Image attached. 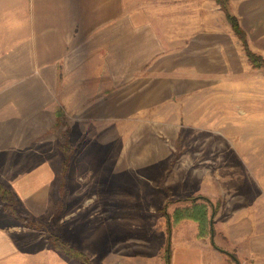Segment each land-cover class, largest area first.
<instances>
[{
  "label": "crops",
  "instance_id": "crops-1",
  "mask_svg": "<svg viewBox=\"0 0 264 264\" xmlns=\"http://www.w3.org/2000/svg\"><path fill=\"white\" fill-rule=\"evenodd\" d=\"M230 7L251 46L264 52V0H230ZM237 43L216 0H0V182L22 207L46 215L48 200L57 196L64 131L73 147L70 164H98L104 149L118 156L123 147H139L136 163L160 170L152 179L143 174L133 194L151 199L156 190L168 191L183 180L177 181V163L169 169L163 137L176 133L184 117L200 116L204 103L231 97L219 91L242 72ZM128 133L144 141L118 142ZM207 162L192 168V182L201 187L173 184L175 192L187 189L175 196L222 199L223 218L213 222L225 232L219 245L235 254L233 264H264V174L253 175L246 165L237 180L229 154ZM128 220L130 229L150 228L143 217ZM24 230L0 202V264L67 260ZM191 245L190 255L183 253L190 246L180 245L174 257L205 264L204 250ZM212 254L221 258L218 250Z\"/></svg>",
  "mask_w": 264,
  "mask_h": 264
},
{
  "label": "rangeland",
  "instance_id": "rangeland-1",
  "mask_svg": "<svg viewBox=\"0 0 264 264\" xmlns=\"http://www.w3.org/2000/svg\"><path fill=\"white\" fill-rule=\"evenodd\" d=\"M216 2L225 12L233 37L238 41L240 63H243L242 72L239 73L237 80H234L233 86L222 87L219 91L232 93L230 98L227 97L226 101L218 100L214 105L209 103V107H207L208 103H204L205 108L200 111V116L184 117L181 128H177L176 133L163 137L170 149L167 156H164L171 160L169 169H174L173 164L177 163L179 176L177 181L183 180L182 182H173L169 184L171 186L168 189L163 179V187L168 191L156 190L153 194L155 196L151 199L134 195L133 192L138 188L137 183L142 185L145 180L142 179L143 174L146 173L147 178L152 179L160 170V167L141 166L136 163L135 152L143 150L139 147L136 148L138 150L123 147L119 149L118 156L114 155L111 149H104L98 164L78 166L70 164L69 161L68 168L71 173L68 182L70 183L66 196L62 198L60 204L58 185L63 183V179L66 183L68 171L67 168L65 176L61 174L62 161L55 181L54 193L57 192V196L48 200L46 215H39L29 208L22 207L13 189L0 182V185L12 190L18 210L30 212L43 222V226L28 227L18 221L7 212L0 198L5 213L26 229L24 230L26 236L46 241L43 243L51 249L50 254L55 251L63 255L68 261H62V264L68 262L70 264H186L190 261L189 251L194 246L191 244L204 250L205 264H233L230 259L235 260V254L226 251L224 245H219L225 232L213 224L215 217L223 218L219 213L223 200L212 199L208 195H205L208 202L198 197L189 200L187 197L200 194L185 193L176 197L175 195L181 190L187 191V189L178 186V192L173 190V184L200 188V182H192V168H207V158L214 156L220 158L229 154L235 163L234 170L238 172L237 180H240L241 170L244 171L246 165L253 175L256 172L258 175L264 174V52L251 46L247 33L246 43L243 41L228 19L227 11L217 0ZM227 6L228 11L234 14L230 0H227ZM249 51L257 57L252 60ZM132 134L136 133L125 134L124 139L122 135L118 142L140 145L144 141L138 134L136 136ZM59 139L61 150L63 147L68 148L69 151L73 149L69 144L68 147L66 146L67 138L64 131L59 135ZM63 154L65 155L64 152ZM146 157L148 159L149 154ZM239 158H242L241 161ZM193 162L194 166H192ZM96 180L99 185L96 184ZM252 184L254 183H247V186ZM75 185L80 189H76ZM231 192L238 194L234 189H231ZM131 193L134 196H130ZM104 194H111L114 198H105ZM209 202H212L213 206ZM186 206L195 208L194 216L180 214L177 217L174 213L176 209ZM134 209L141 213L138 214L136 211L135 214ZM213 211L214 217L211 219ZM136 216L146 219V224H150L151 232L149 229L129 228L133 227V222H129L128 217L133 219ZM135 233L139 235L146 233V237L134 238L138 236ZM51 235H58L63 241L69 242L71 255L57 250L50 240ZM180 245L190 246L188 250L183 251L189 254L185 257L187 262H182L177 256L175 262L174 254ZM211 250L212 252L218 250L221 258L213 256ZM127 258H131L128 263ZM115 259L123 262H117Z\"/></svg>",
  "mask_w": 264,
  "mask_h": 264
},
{
  "label": "trees",
  "instance_id": "trees-1",
  "mask_svg": "<svg viewBox=\"0 0 264 264\" xmlns=\"http://www.w3.org/2000/svg\"><path fill=\"white\" fill-rule=\"evenodd\" d=\"M217 1L227 11V17L231 21L234 30L243 39V41L246 43V32L244 31L243 27L241 26L238 17L235 14H231V12L228 11L227 0H217ZM249 55H250V58L252 60L257 57L255 55H253V53H251L250 51H249ZM66 146L67 147L69 146L68 143L66 144ZM62 150L65 153V159L63 160V165H62L63 166V171H62L61 174L63 176H65V173H66L67 168H68V163H69V161L71 159L70 152L72 150L69 151L68 148H65V147H63ZM64 183H65V179H63V183L61 182L60 185H58V196L61 199V200H59L60 204H62L61 201H62V198L64 197V187H65ZM197 197L198 198H202L203 201L208 200V198L205 195H201V194L197 195L195 197H187V199L190 200V199H193V198L195 199ZM0 198L4 202L5 209L7 210V212H9L18 221L22 222L23 224H25L28 227L39 228V227L43 226V222H41L37 217H35L30 212L18 210V207H17V204H16L17 201H16L15 196H14V194H13V192H12V190L10 188L4 187L3 185H0ZM208 201H206V202H208ZM209 204H212V202H209ZM212 206H213V204H212ZM174 213H175V215H177V217L180 214H186L187 216L188 215L194 216L195 208L191 209L188 206L182 207V208L178 207ZM213 217H214V211L211 214V219ZM211 225H212V221H211ZM50 240H51L53 246L57 250H59L60 252H64L65 254L71 255L70 254L71 247L69 245V242L63 241L62 238L59 237L58 235H53V236L51 235L50 236Z\"/></svg>",
  "mask_w": 264,
  "mask_h": 264
}]
</instances>
